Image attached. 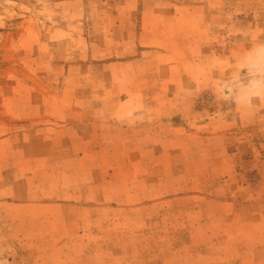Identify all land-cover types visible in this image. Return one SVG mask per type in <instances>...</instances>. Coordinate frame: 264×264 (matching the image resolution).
<instances>
[{
	"label": "rangeland",
	"instance_id": "374dc122",
	"mask_svg": "<svg viewBox=\"0 0 264 264\" xmlns=\"http://www.w3.org/2000/svg\"><path fill=\"white\" fill-rule=\"evenodd\" d=\"M221 212L264 224V0H0V264H197Z\"/></svg>",
	"mask_w": 264,
	"mask_h": 264
},
{
	"label": "crops",
	"instance_id": "0c3cea01",
	"mask_svg": "<svg viewBox=\"0 0 264 264\" xmlns=\"http://www.w3.org/2000/svg\"><path fill=\"white\" fill-rule=\"evenodd\" d=\"M92 61V60H91ZM141 57L135 59H125L121 62L110 63L105 66L106 69L124 68L129 70V76L139 75ZM138 68H136V66ZM136 70V71H135ZM128 71V70H127ZM135 78V77H133ZM127 93L137 92L129 87ZM131 120H128L130 123ZM137 132L142 139L155 140L161 138L162 121L161 120H139ZM208 124H206L207 126ZM201 125L199 128H204ZM235 205V201L222 206ZM189 225L188 235L190 237H208L210 236V226L212 221L221 222V244L218 246H208L200 244L196 246L197 252L211 254L201 257L197 264H264V224H259V216L256 212L249 215H241L236 212H221L220 214H190L185 215ZM208 256V257H207Z\"/></svg>",
	"mask_w": 264,
	"mask_h": 264
}]
</instances>
